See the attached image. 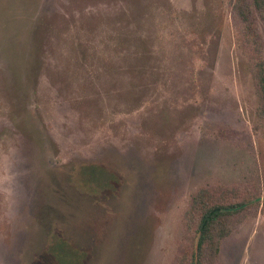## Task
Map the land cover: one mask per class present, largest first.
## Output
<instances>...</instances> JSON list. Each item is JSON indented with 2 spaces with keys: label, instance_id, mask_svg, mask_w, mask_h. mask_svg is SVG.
Listing matches in <instances>:
<instances>
[{
  "label": "rangeland",
  "instance_id": "1",
  "mask_svg": "<svg viewBox=\"0 0 264 264\" xmlns=\"http://www.w3.org/2000/svg\"><path fill=\"white\" fill-rule=\"evenodd\" d=\"M237 1L0 0V264H172L196 189L262 186ZM218 264H264L263 197Z\"/></svg>",
  "mask_w": 264,
  "mask_h": 264
},
{
  "label": "trees",
  "instance_id": "2",
  "mask_svg": "<svg viewBox=\"0 0 264 264\" xmlns=\"http://www.w3.org/2000/svg\"><path fill=\"white\" fill-rule=\"evenodd\" d=\"M236 7L244 21H249V14L264 18V0H238ZM252 71L259 97L258 113L264 120V61L255 60ZM89 173L96 179L104 177L97 168ZM262 197L264 200V175L262 186L216 184L196 189L182 214L184 237L172 264H218L223 240L257 214Z\"/></svg>",
  "mask_w": 264,
  "mask_h": 264
},
{
  "label": "clouds",
  "instance_id": "3",
  "mask_svg": "<svg viewBox=\"0 0 264 264\" xmlns=\"http://www.w3.org/2000/svg\"><path fill=\"white\" fill-rule=\"evenodd\" d=\"M11 180V176L10 175H3L0 176V186L4 185L6 181H10ZM10 189L9 188H4V187H0V192H3L4 194H10Z\"/></svg>",
  "mask_w": 264,
  "mask_h": 264
}]
</instances>
